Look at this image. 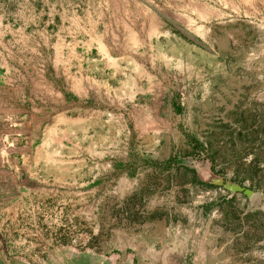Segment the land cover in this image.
<instances>
[{
    "label": "rangeland",
    "instance_id": "1",
    "mask_svg": "<svg viewBox=\"0 0 264 264\" xmlns=\"http://www.w3.org/2000/svg\"><path fill=\"white\" fill-rule=\"evenodd\" d=\"M111 56L170 76L169 116L69 186L73 135L35 129ZM0 264H264V0H0Z\"/></svg>",
    "mask_w": 264,
    "mask_h": 264
},
{
    "label": "crops",
    "instance_id": "2",
    "mask_svg": "<svg viewBox=\"0 0 264 264\" xmlns=\"http://www.w3.org/2000/svg\"><path fill=\"white\" fill-rule=\"evenodd\" d=\"M51 86L52 94H60V90L54 87L53 81ZM171 88L170 76L162 71L156 74L144 67L124 66L123 62L112 56L106 58V61L91 59L89 64H85L73 73L71 71L67 89L68 109L62 115L56 114L57 118L65 117L68 125L64 128L59 125H47L42 130L37 126L35 132L42 131V134H47L59 131L73 135V143L68 146V156L49 161L57 162L60 166H68L69 176L64 182L70 186L76 182L77 168L83 167L85 173V167L90 166V155L96 135H103L101 142L104 147H108V134H115L116 138H119L116 141L119 145L125 133L154 134L156 119L163 120L169 116L172 102ZM131 102L135 104V108L126 113L125 105ZM125 117L141 119L140 125H124L122 121L124 122ZM45 139L41 138L40 143L44 145ZM57 145L59 146V143ZM11 161L10 155L3 158V173L9 182ZM4 189L6 191V187ZM8 191L10 196V183L7 185ZM146 225L149 230L156 227L155 221L147 222Z\"/></svg>",
    "mask_w": 264,
    "mask_h": 264
},
{
    "label": "water",
    "instance_id": "3",
    "mask_svg": "<svg viewBox=\"0 0 264 264\" xmlns=\"http://www.w3.org/2000/svg\"><path fill=\"white\" fill-rule=\"evenodd\" d=\"M225 187H226L227 189L231 190V191H241V190H243V187H241V186H239V185H237V184H233V183H227V184L225 185ZM246 193H247L248 195H250V194H251V190H250V189H247V190H246Z\"/></svg>",
    "mask_w": 264,
    "mask_h": 264
},
{
    "label": "trees",
    "instance_id": "4",
    "mask_svg": "<svg viewBox=\"0 0 264 264\" xmlns=\"http://www.w3.org/2000/svg\"><path fill=\"white\" fill-rule=\"evenodd\" d=\"M173 162H175L173 159H170V160H169V163H170V164L173 163Z\"/></svg>",
    "mask_w": 264,
    "mask_h": 264
}]
</instances>
